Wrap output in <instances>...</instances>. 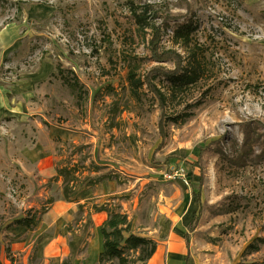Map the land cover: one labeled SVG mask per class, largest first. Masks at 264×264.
Listing matches in <instances>:
<instances>
[{"label": "rangeland", "instance_id": "rangeland-1", "mask_svg": "<svg viewBox=\"0 0 264 264\" xmlns=\"http://www.w3.org/2000/svg\"><path fill=\"white\" fill-rule=\"evenodd\" d=\"M17 7L22 23L2 27ZM144 7L156 24L173 18L159 51L179 54L194 84L150 73L174 63L153 60L130 13ZM188 22L183 42L173 33ZM129 75H148L164 101L132 90ZM263 106L264 0H0V264H98L107 214L93 206L104 204L156 241L148 264H173L175 233L188 235L186 264H264V243L247 251L264 242L263 138L235 163L242 126H264ZM59 161L111 179L67 202L50 180ZM49 198L34 229L6 227Z\"/></svg>", "mask_w": 264, "mask_h": 264}, {"label": "trees", "instance_id": "trees-1", "mask_svg": "<svg viewBox=\"0 0 264 264\" xmlns=\"http://www.w3.org/2000/svg\"><path fill=\"white\" fill-rule=\"evenodd\" d=\"M16 13L13 18L5 20L2 27L8 24H21L22 23V9L16 8ZM130 13L134 19V24L138 31L144 33L147 29L150 35L149 49L153 60L157 63L171 61L174 63L173 70H165L163 68H153L150 73L156 76H163L168 78L171 87H183L194 84L197 81L195 74L190 72H184L181 67V58L179 54L172 50L159 51V41L162 34L170 29L171 17L164 16L161 18V23L156 24L158 17L149 10V7H144L140 11L136 8H130ZM194 28L191 26V22L188 24L179 25L174 30L175 38L181 39V41L187 42L190 39V35L193 33ZM149 73V74H150ZM129 83L132 90L137 87L145 85L149 91H151L159 100L163 102V94L159 92L150 82V78L147 75L143 81H138L129 75ZM71 85V84H70ZM264 110V106H263ZM173 123L181 121L180 117L171 118ZM180 119V120H177ZM243 139L239 147V156L236 158L235 163L242 166L247 158L252 153V147L259 142L261 138L264 141V126L256 123L245 124L242 126ZM257 133V134H256ZM101 166H97L91 162L89 166L78 167L76 164L65 162L64 164L59 161L55 167V175L50 179L55 182L61 181L62 183V198L67 202H75L76 199L73 196L76 189L83 185L84 189L92 188L105 179H111L107 175L97 174ZM98 175V176H96ZM83 181H80V179ZM195 202L199 203L198 194L195 195ZM54 200L47 199L39 209H28L24 215L14 219L6 227L10 228H25L27 230L34 229L41 221L43 215L48 211L50 205ZM95 212H105L107 214L106 219L102 222L99 228V234L102 238L101 251L98 254V264H148L150 259L156 252L157 243L153 239L132 232V224L127 215L120 212L109 210L106 204L102 206H93ZM196 212L192 216V219L187 226V232L193 229L194 223L197 221ZM185 247L188 249V235H184ZM263 240L256 239L253 243L247 246V251L256 252L259 249V245L263 244ZM0 242V249H1ZM4 253L6 258L10 257L11 248L7 243L4 247ZM10 260V259H9ZM188 260V251L185 256V262ZM243 264V263H240Z\"/></svg>", "mask_w": 264, "mask_h": 264}, {"label": "crops", "instance_id": "crops-1", "mask_svg": "<svg viewBox=\"0 0 264 264\" xmlns=\"http://www.w3.org/2000/svg\"><path fill=\"white\" fill-rule=\"evenodd\" d=\"M95 214H97L99 217L100 216H102L103 217V212H97V213H95ZM106 217H107V215L106 216H104V218L106 219ZM104 219V220H105ZM103 220V221H104ZM102 224V223H101ZM101 226V225H100ZM186 234V233H185ZM184 234V235H185ZM183 235V236H184ZM173 238H175V240H173V242L171 243V245H169V251L171 252L170 254H169V260H170V262L171 263H173V264H180V261L182 260V262L184 263V264H186V262H185V256H186V247H185V239H184V242H183V240H181L180 239V237L175 233L174 235H173ZM182 251H184V253H185V255L183 256V257H181V253H182ZM158 253V245H157V249H156V252H155V254H157ZM155 254L153 255V257L155 256ZM153 257L151 258V259H153ZM156 257H157V255H156ZM150 259V260H151ZM150 262V261H149Z\"/></svg>", "mask_w": 264, "mask_h": 264}, {"label": "built area", "instance_id": "built-area-1", "mask_svg": "<svg viewBox=\"0 0 264 264\" xmlns=\"http://www.w3.org/2000/svg\"><path fill=\"white\" fill-rule=\"evenodd\" d=\"M175 175H177L176 173V170L173 168V169H170L166 174H165V178L167 179H172L175 177ZM178 175H181V174H178Z\"/></svg>", "mask_w": 264, "mask_h": 264}, {"label": "bare ground", "instance_id": "bare-ground-1", "mask_svg": "<svg viewBox=\"0 0 264 264\" xmlns=\"http://www.w3.org/2000/svg\"><path fill=\"white\" fill-rule=\"evenodd\" d=\"M156 255H157V254H155V256L153 257V259L156 258Z\"/></svg>", "mask_w": 264, "mask_h": 264}]
</instances>
